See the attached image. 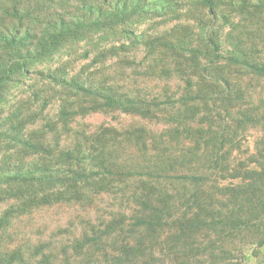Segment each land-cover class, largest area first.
I'll list each match as a JSON object with an SVG mask.
<instances>
[{
    "label": "rangeland",
    "instance_id": "1",
    "mask_svg": "<svg viewBox=\"0 0 264 264\" xmlns=\"http://www.w3.org/2000/svg\"><path fill=\"white\" fill-rule=\"evenodd\" d=\"M172 1L165 3L162 10L157 8L158 11L150 16L153 17L151 20L143 19L131 30L135 29L136 34L149 35V29L156 28L154 32L162 34L164 46L179 45V48L162 51L166 50L163 47L153 52H144L139 48L135 53H119V59H106L100 65L87 69L94 74L90 75L91 80L98 81L100 75L105 76L100 80L105 87L100 85V88L132 100L142 109V114L100 111L77 118L70 126L66 125L64 117H68L67 113L60 118L58 114L61 108L64 113L73 107L62 106L59 98L64 93L36 75L40 68L48 69L51 64L47 62L29 65V71L21 76L18 83H12L0 91V174L43 169L39 157L45 155L38 154L28 146H36L39 141H44L54 148L62 147L68 142L64 141L66 134L76 129L93 133L103 127H113L118 142L110 143L107 148L115 160L110 164V170L94 168L87 173L71 163L68 166L55 162L53 155L46 157L43 162L45 168H60L57 173L53 172L58 180L51 188H37L35 201L30 207H26L24 201L4 198L2 194L0 217L4 219L0 226V264H93L101 253L91 255L90 243L83 244L84 240L86 237L95 238L105 230L107 224L116 225L117 221H120L118 227L124 224L126 231L127 224L135 221L134 200L141 193L143 184H155L160 189L173 190V193L181 189L187 194L192 191L186 172L169 171L152 178L154 175L150 167L154 161L151 156L154 154L153 143L161 144L159 137L168 142L170 117L178 111L184 112L185 108L196 106L193 100L198 90L196 78L189 75L190 81L186 84L193 60L198 59L200 64L206 66L205 73L222 70L232 80L235 90L245 92V99L232 101L233 113L244 110L247 101L254 108L253 115L238 126L237 137L226 160L228 172L209 173L208 186L213 187L215 197L220 200L223 189L238 186L240 176L245 172L252 174L253 169L256 173L264 172V105L256 100V94L264 90V79L251 78L241 66L226 68L212 64L214 55L204 59V55L198 52L202 48L199 46L201 30L194 21V3L192 0ZM29 2L32 17H24L22 29L36 23V11L32 9L36 0ZM228 2L219 1L217 20L210 22L209 34L216 33L223 52L221 54L239 53L248 62H264V4L260 5L258 0H246L243 9H240L238 0H233L231 5ZM233 46H237L240 52H235ZM28 50H32V47ZM172 59L179 62V66L174 65ZM88 60L78 59L70 66L64 62L59 67L61 65L71 75ZM51 66L53 70L56 64ZM71 94L73 92L68 93ZM246 94H250L251 98ZM84 105L88 107L93 103L86 101ZM139 130L143 131L146 153L142 146V150L139 149L140 143L135 145L133 136L126 135V132ZM179 130L182 131L183 127ZM60 131L64 132L59 137ZM180 136L185 137L186 134ZM58 137L62 140L56 142ZM262 181L264 179L255 184H262L258 192L261 194V201L258 202L263 209L260 213L234 226L230 219L221 217L217 220L221 223L217 224L216 229L201 232L195 238L200 251L213 249L217 254L213 263H208L205 255L197 258L200 262L264 264ZM227 209H221L222 216L228 215Z\"/></svg>",
    "mask_w": 264,
    "mask_h": 264
},
{
    "label": "trees",
    "instance_id": "2",
    "mask_svg": "<svg viewBox=\"0 0 264 264\" xmlns=\"http://www.w3.org/2000/svg\"><path fill=\"white\" fill-rule=\"evenodd\" d=\"M169 1L36 0L32 8L36 11V23L22 29L24 17H32L29 0H0V91L12 83H18L21 76L29 71V65L47 62L49 65L56 64V67L53 70L51 65L46 70L40 68L36 75L64 93L59 98L62 106L73 107L64 113L61 108L58 114L60 118L67 113L68 117H64L66 125L70 126L77 118L100 111L142 114V109L132 100L100 88V80L105 76L100 75L98 81L91 80L90 75L94 74L87 69L100 65L106 59H119V53H135L139 48L144 52L159 51L163 47L166 50L162 51L179 48V45L164 46L162 34L154 32L156 28L149 29V35L136 34L135 29L131 30L141 20H151L153 17L150 16L158 11L157 8L162 10ZM219 1L192 0L195 5L194 21L201 30L199 46L202 48L198 52L204 55V59L214 55L212 64L226 68L241 66L251 78L264 79V62H248L239 53L221 54L216 33L209 34L210 22L217 20ZM232 1L229 0L228 5ZM258 1L260 5L264 4V0ZM245 2L238 0L240 9H243ZM31 47L32 50H28ZM233 50L240 52L237 46H233ZM78 59L89 60L71 75L61 65L59 67L64 62L70 66ZM172 61L179 66L175 59ZM193 61L192 71L187 76L196 78L198 90L193 99L196 106L185 108L184 112L178 111L170 117L167 131L170 137L168 142L159 137L161 144L153 143L154 154L151 156L154 161L150 167L154 171L151 172L154 175L152 178L169 171L186 172L192 191L187 194L181 189L173 193V190L160 189L155 184H143L141 193L134 200L135 221L127 224L126 231L124 224L118 227L120 221H117L116 225L107 224L105 230L95 238L86 237L84 240L83 244L90 243L91 255L101 253L93 264H203L197 258L204 255L208 263H213L217 255L215 250L200 251L195 238L201 232L216 229L217 224L221 223L217 220L221 217L230 219L234 226L263 210L258 202L261 201L258 192L262 184H255L264 179V172L256 173L255 169L251 170L252 174L245 172L240 176L238 186L223 189L220 200L215 197L213 187L207 184L209 173L228 172L226 160L237 137L238 126L253 115L254 108L247 101L244 110L233 113L232 101L245 99V92L235 90L232 80L222 70L205 73L206 66L200 64L198 59ZM71 92L73 94L68 95ZM246 95L251 98L250 94ZM256 100L264 105V90L256 94ZM86 101L93 105L86 107ZM180 127H183L182 131ZM64 131L59 132V137ZM115 131L113 127H103L93 133L76 129L66 134L64 141L68 142L62 147L54 148L44 141H39L36 146L29 145L38 154L45 155L39 157L43 169L0 174V200L3 197L15 198L30 207L35 201L37 188H51L58 180L53 172L57 173L60 168H45L43 162L48 156L53 155L55 162L68 166L71 163L87 173L94 168L110 170V164L115 160L107 148L110 143L118 144ZM142 132H126V135L133 136L135 145L140 143L139 149L142 150V146L146 153ZM182 133L186 136L181 137ZM59 137L56 142L62 140ZM262 168L264 170V166ZM67 169L65 172L68 173ZM245 182L247 184H243ZM222 208H228L227 216H222ZM3 219L0 217V226Z\"/></svg>",
    "mask_w": 264,
    "mask_h": 264
}]
</instances>
